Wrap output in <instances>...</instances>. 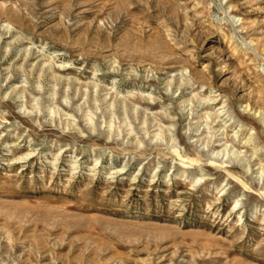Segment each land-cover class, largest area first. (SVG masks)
Wrapping results in <instances>:
<instances>
[{
  "label": "rangeland",
  "instance_id": "1",
  "mask_svg": "<svg viewBox=\"0 0 264 264\" xmlns=\"http://www.w3.org/2000/svg\"><path fill=\"white\" fill-rule=\"evenodd\" d=\"M0 264H264V0H0Z\"/></svg>",
  "mask_w": 264,
  "mask_h": 264
}]
</instances>
